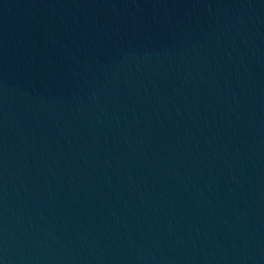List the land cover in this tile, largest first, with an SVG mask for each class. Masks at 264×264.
Wrapping results in <instances>:
<instances>
[{
  "label": "water",
  "instance_id": "1",
  "mask_svg": "<svg viewBox=\"0 0 264 264\" xmlns=\"http://www.w3.org/2000/svg\"><path fill=\"white\" fill-rule=\"evenodd\" d=\"M0 264H264V0H0Z\"/></svg>",
  "mask_w": 264,
  "mask_h": 264
}]
</instances>
